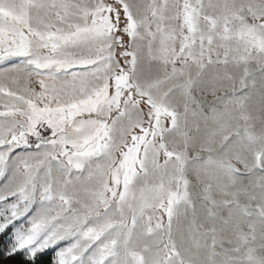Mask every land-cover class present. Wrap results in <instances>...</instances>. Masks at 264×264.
<instances>
[{
    "label": "snow or ice",
    "instance_id": "snow-or-ice-1",
    "mask_svg": "<svg viewBox=\"0 0 264 264\" xmlns=\"http://www.w3.org/2000/svg\"><path fill=\"white\" fill-rule=\"evenodd\" d=\"M22 145L5 258L264 264V0H0V175Z\"/></svg>",
    "mask_w": 264,
    "mask_h": 264
},
{
    "label": "rangeland",
    "instance_id": "rangeland-1",
    "mask_svg": "<svg viewBox=\"0 0 264 264\" xmlns=\"http://www.w3.org/2000/svg\"><path fill=\"white\" fill-rule=\"evenodd\" d=\"M38 149L35 147H28V146H20L14 148L9 154L7 158V163L5 166V171L2 175H0V195H4L12 186L13 182L18 178L19 176V165L20 161L35 152H37ZM16 197H11L7 200L0 201V210L6 208L9 204H11ZM41 207L40 202L33 203L31 209H29V215L34 213L35 210ZM23 219V218H22ZM1 238V237H0ZM72 243V240H64L61 241L59 244L54 245L52 248L47 249L44 253H51L53 254L54 258H56L57 253L60 249L70 245ZM43 254V253H42Z\"/></svg>",
    "mask_w": 264,
    "mask_h": 264
},
{
    "label": "trees",
    "instance_id": "trees-1",
    "mask_svg": "<svg viewBox=\"0 0 264 264\" xmlns=\"http://www.w3.org/2000/svg\"><path fill=\"white\" fill-rule=\"evenodd\" d=\"M54 259L55 258L53 254L43 253V254H40V256L38 257L37 264H41V261H43L44 264H53ZM21 260H22V255H17L12 258H5L3 256V253L0 252V264H20Z\"/></svg>",
    "mask_w": 264,
    "mask_h": 264
}]
</instances>
